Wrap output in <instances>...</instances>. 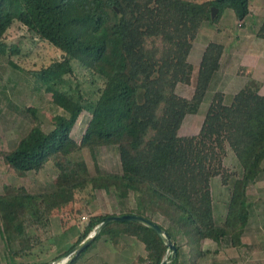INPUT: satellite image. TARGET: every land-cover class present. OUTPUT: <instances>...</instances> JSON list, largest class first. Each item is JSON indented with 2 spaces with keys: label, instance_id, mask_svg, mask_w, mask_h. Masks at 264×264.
<instances>
[{
  "label": "trees",
  "instance_id": "obj_1",
  "mask_svg": "<svg viewBox=\"0 0 264 264\" xmlns=\"http://www.w3.org/2000/svg\"><path fill=\"white\" fill-rule=\"evenodd\" d=\"M212 6L218 8L214 19ZM227 7L244 26L250 0H0V49L15 20L61 49L60 59L33 73L63 109L55 124L45 128L37 109L27 107L34 123L15 147L0 150L19 175L43 168L49 159L58 171L48 189L33 192L24 185L8 186L0 193V264H51L52 260L34 257L45 251L44 245L36 248L51 238L56 214L63 229L73 228V219L84 215L88 221L72 245L53 260L67 255L107 215L117 213L143 215L170 233L177 255L167 264H198L209 258L216 251L203 248L207 238L220 246L257 244L242 237L253 206L248 188L264 172L261 82L250 77L230 102L223 90H215L199 132L179 133L185 116L199 111L226 46L219 40L208 42L194 92L187 97L176 87L192 82L193 40L205 20L220 21ZM256 34L264 38V18ZM8 48L10 55L20 51L17 43ZM84 110L91 116L78 140L72 131ZM102 145L117 147L120 171H104L97 160L96 171H90L80 152L88 147L96 159L95 148ZM227 145L242 166L240 175L225 167ZM218 175L230 187L221 221L215 216L211 183ZM98 189L115 193L119 212L92 210ZM131 193L135 206L126 204ZM126 236L143 242L147 250L134 264H160L168 254L167 243L150 225L112 220L66 264H76L96 240L116 246Z\"/></svg>",
  "mask_w": 264,
  "mask_h": 264
},
{
  "label": "rangeland",
  "instance_id": "obj_2",
  "mask_svg": "<svg viewBox=\"0 0 264 264\" xmlns=\"http://www.w3.org/2000/svg\"><path fill=\"white\" fill-rule=\"evenodd\" d=\"M250 7L251 11L245 17L244 26L240 25L241 20L238 19L235 10L227 7L220 21L205 20L193 40L194 46L189 55V60L194 65L192 82H180L176 87L179 94L187 97H191L194 92L195 74L208 42L219 40L226 45V50L222 57V66L217 71L199 111L188 113L185 116L179 129L180 134L199 132L211 96L217 89L223 90L226 102H230L233 94L250 77H255L261 82L260 92L264 93V38L256 34V29L264 18V0H250ZM2 42L4 48L0 49V150L15 147L20 137L34 123L32 113L27 107L32 106L37 109V114L45 128L53 126L56 122V114L63 110L52 101L51 94L46 91L45 86L33 73L52 61L60 59L61 49L45 39L34 36L18 20H15L6 30ZM11 43H17L20 51L10 55L8 46ZM90 116L88 110L80 114L72 131L76 139H81ZM80 153L87 160L92 173L96 171L95 160L104 171L121 170L120 156L116 146H97L95 148L96 159L88 147H84ZM224 164L236 175L242 173V166L229 145H227ZM57 173L54 160L49 159L43 168L19 175L14 168L5 163L0 155V193H3L8 186L24 185L33 192L48 189L53 186ZM211 183L215 216L221 221L227 211L230 187L222 182L219 175L213 176ZM248 194L253 205L252 214L242 239L245 242L264 243V172L248 188ZM95 195L91 203V208L95 213L106 214L120 211V204L114 192L98 189ZM126 204L135 206L133 193L126 198ZM158 220L164 223L161 217ZM87 221V218L82 217L78 221L73 219L74 227L63 229L60 215L56 214L52 217L51 238H47L45 243L36 248L40 250V247L44 245L45 251L34 258L54 261L56 254L72 245L77 233L85 227ZM97 241L93 245L102 246L103 250H106L104 245L113 246L109 240ZM215 244L216 241L213 239L204 240V245L214 246ZM3 247L0 234V257H2ZM115 247H117V264H134L139 260V255L144 257L147 255L143 242L130 236L124 237ZM170 253L169 250L168 254ZM101 255L98 257L102 258Z\"/></svg>",
  "mask_w": 264,
  "mask_h": 264
},
{
  "label": "crops",
  "instance_id": "obj_3",
  "mask_svg": "<svg viewBox=\"0 0 264 264\" xmlns=\"http://www.w3.org/2000/svg\"><path fill=\"white\" fill-rule=\"evenodd\" d=\"M98 246H92L76 264H117V247L114 244L111 247L104 245L106 250H103L102 246H99V248ZM203 248L216 252L211 253L209 258H201L198 264H264V243H257L254 247L247 244L220 246L216 243L214 246L203 245ZM99 255L102 258L98 257ZM63 257L54 261L62 260Z\"/></svg>",
  "mask_w": 264,
  "mask_h": 264
},
{
  "label": "water",
  "instance_id": "obj_4",
  "mask_svg": "<svg viewBox=\"0 0 264 264\" xmlns=\"http://www.w3.org/2000/svg\"><path fill=\"white\" fill-rule=\"evenodd\" d=\"M218 13V8L216 6H212L211 8V17L214 19ZM112 220H139L154 228L159 235L164 239L167 243L171 256H166L160 262V264H167L170 260H172L177 255V246L172 240L170 233L163 228L159 223L137 213H117L110 214L105 217L80 243H78L75 247H73L67 255H71L73 252H80L85 247H87L99 234L101 228L109 223Z\"/></svg>",
  "mask_w": 264,
  "mask_h": 264
},
{
  "label": "built area",
  "instance_id": "obj_5",
  "mask_svg": "<svg viewBox=\"0 0 264 264\" xmlns=\"http://www.w3.org/2000/svg\"><path fill=\"white\" fill-rule=\"evenodd\" d=\"M83 218H87V215H84ZM70 255H65L62 260L53 261L52 264H66L67 260L69 259Z\"/></svg>",
  "mask_w": 264,
  "mask_h": 264
}]
</instances>
